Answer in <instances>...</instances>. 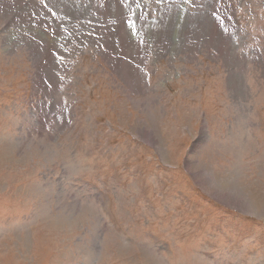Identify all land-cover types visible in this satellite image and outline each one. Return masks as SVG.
Returning a JSON list of instances; mask_svg holds the SVG:
<instances>
[{"label": "rangeland", "instance_id": "374dc122", "mask_svg": "<svg viewBox=\"0 0 264 264\" xmlns=\"http://www.w3.org/2000/svg\"><path fill=\"white\" fill-rule=\"evenodd\" d=\"M175 1L40 0L95 39L123 2L147 55L131 83L72 42L51 85L0 0V264H264V0Z\"/></svg>", "mask_w": 264, "mask_h": 264}, {"label": "bare ground", "instance_id": "6f19581e", "mask_svg": "<svg viewBox=\"0 0 264 264\" xmlns=\"http://www.w3.org/2000/svg\"><path fill=\"white\" fill-rule=\"evenodd\" d=\"M5 1H10L13 3V1H15V0H5ZM25 1L31 2L30 11L25 10L26 8H24V6L22 5L23 2H25ZM132 1L137 5L140 0H132ZM123 4L124 3L122 2L120 4V7H117L118 4H115L114 6H111L110 3H109V5L108 4L105 5L104 10H107V14H106V12L105 13L103 12L104 13L103 17H106V19H107V17L109 18L108 14L111 13V12H109V6H110L111 10L112 9L115 10L114 18H113L115 22H113V23H111L112 21L110 22L112 24V27H113L112 29L110 26H108V24H110V23L105 22L103 29L101 28L99 31L97 30L99 32L97 38H99V39H95L94 37H89V36H83L82 34L81 35L79 34L80 36H78V37H70V36L69 37H63V35L60 33V31L58 29H55V27L52 26L53 25V24H51L52 21H51L49 15L46 13V10L44 9L43 5L40 3V0H37V1L36 0H16V5H15V3H13L9 8H6V10H4V12H3L4 15H2L1 17L3 18V17L7 16L5 23H9L10 25L15 24L16 28H20V31L24 35H27V33L29 32V34H30V36H29L30 37V50L35 57L34 60L36 62V68L46 69V71H44V73H47L48 82H50L51 85H54V84L59 85L61 83V81H59V79L57 77H55L54 72L59 70V69L64 70L65 65H66V64L65 65L62 64L61 61H58L56 59V57L53 55L56 54V56H57V55L62 54V52H61L62 47H65L66 45H68L72 42L75 44L80 43L82 45H86V44H83V42H81V40H84L87 44H91L92 46L97 45V44L103 45L105 47V50L104 51L102 49L101 50H102L104 57L107 60H113L114 63H112V65H113V67H115V70L122 71V73L125 74L127 81L128 82L131 81V83H132V80L134 77L139 79V76H142V77L144 76L143 73H140L138 71V68H140L142 65H144L145 60L147 59V55L144 53V51L142 52L140 50V47H139V44L144 43V42L140 38H137V39L130 38V35L127 32V28H126V26H124L123 20H121L122 17L117 18V16H122V14H123V11H122ZM2 5L4 6V4H2ZM7 6H9V4ZM7 6H5V7H7ZM118 8H119V10H118ZM207 8H209V10L215 11L214 6L212 8L210 5V7L208 6ZM15 10H17L16 16H15V13H13V11H15ZM26 11H27V13H26ZM116 11L119 12V15H116V13H118ZM17 12H19V13H17ZM130 13H132V12H130ZM128 15H129V13H128ZM49 19H50V21H49ZM53 19H55V18H53ZM213 22L217 26L215 21H213ZM25 24H27V25H25ZM66 30L67 29H65V31L63 32L64 36H65V34H67V32H69ZM78 30L83 31V29H78ZM72 31L74 32V31H76V29L73 28L71 30V32ZM91 31L94 33L95 29L92 28ZM97 31H95V33H97ZM131 33H132V31H131ZM213 33H216V29L213 27H210L207 34L211 37L213 35ZM51 35H52V37H51ZM136 35H137V33H136ZM220 37H221V35L219 33L218 38H220ZM211 39L213 40L214 38L211 37ZM111 40H113L112 41L113 43L111 42ZM207 40L205 43L210 42V40H208V41ZM220 40L218 39L217 43L220 44V46L222 47V43L220 42ZM61 43H62V45H61ZM150 43H152V42H150ZM196 45H198V44H196ZM209 45H213V44L209 43ZM98 47H100V46H98ZM219 51H221V50H219ZM129 61H131V62H129ZM136 78H134V80ZM142 79H144V77Z\"/></svg>", "mask_w": 264, "mask_h": 264}]
</instances>
